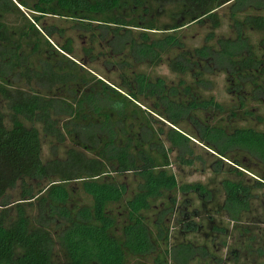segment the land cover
Returning a JSON list of instances; mask_svg holds the SVG:
<instances>
[{"label":"trees","instance_id":"16d2710c","mask_svg":"<svg viewBox=\"0 0 264 264\" xmlns=\"http://www.w3.org/2000/svg\"><path fill=\"white\" fill-rule=\"evenodd\" d=\"M0 264H264V0H0Z\"/></svg>","mask_w":264,"mask_h":264},{"label":"rangeland","instance_id":"374dc122","mask_svg":"<svg viewBox=\"0 0 264 264\" xmlns=\"http://www.w3.org/2000/svg\"><path fill=\"white\" fill-rule=\"evenodd\" d=\"M204 33H205V31L201 30V29H195V30L187 29V31H186L187 39L190 40V38L192 37V39H191L192 45L193 44L199 45L201 43L202 37L204 36ZM153 74L157 75V76H165L168 78H172L165 66H161L159 68H156L155 70H153ZM222 81H223L222 77L216 79L217 86H216V90L214 92V95L218 101L226 100V97L223 93V82ZM183 178L185 181H202L203 180V177H201L199 175L189 176L188 174H185L183 176Z\"/></svg>","mask_w":264,"mask_h":264}]
</instances>
